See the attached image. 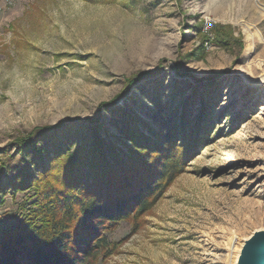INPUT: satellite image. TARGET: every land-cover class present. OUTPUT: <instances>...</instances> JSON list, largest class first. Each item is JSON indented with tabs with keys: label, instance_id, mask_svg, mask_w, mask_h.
Segmentation results:
<instances>
[{
	"label": "rangeland",
	"instance_id": "374dc122",
	"mask_svg": "<svg viewBox=\"0 0 264 264\" xmlns=\"http://www.w3.org/2000/svg\"><path fill=\"white\" fill-rule=\"evenodd\" d=\"M68 118L81 120L64 148L90 157L97 137L124 147L130 127L181 145L184 118L198 141L148 210L111 225L99 264H237L264 230V0H0V168L14 177L25 161L11 144ZM1 175L3 229L35 198Z\"/></svg>",
	"mask_w": 264,
	"mask_h": 264
},
{
	"label": "trees",
	"instance_id": "16d2710c",
	"mask_svg": "<svg viewBox=\"0 0 264 264\" xmlns=\"http://www.w3.org/2000/svg\"><path fill=\"white\" fill-rule=\"evenodd\" d=\"M162 65L126 77L122 93L102 102L99 117L88 122L100 121L102 108L126 96L137 82L160 74ZM79 120L35 126L11 144L21 152L25 165L11 177L2 164L0 174L8 176L14 195L32 190L35 208L14 226L0 227V264H99L110 245L107 233L111 225L126 220L132 212L148 210L182 173V163L191 157L188 151L197 141L190 139L195 130H188L184 118L177 124L181 129L177 134L184 135L181 145L177 137L162 143L156 140L160 135L138 134L130 127L124 131L129 137L123 140L124 147L104 144L97 137L90 157L85 144L75 153L64 148L69 140L66 133ZM11 149L7 146L0 153Z\"/></svg>",
	"mask_w": 264,
	"mask_h": 264
},
{
	"label": "water",
	"instance_id": "95a60500",
	"mask_svg": "<svg viewBox=\"0 0 264 264\" xmlns=\"http://www.w3.org/2000/svg\"><path fill=\"white\" fill-rule=\"evenodd\" d=\"M239 254L237 264H264V230L249 237Z\"/></svg>",
	"mask_w": 264,
	"mask_h": 264
}]
</instances>
